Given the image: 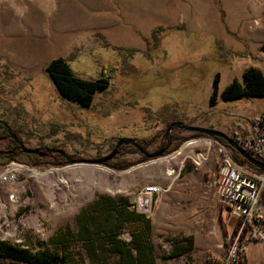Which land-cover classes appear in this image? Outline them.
I'll return each instance as SVG.
<instances>
[{
    "label": "rangeland",
    "instance_id": "rangeland-1",
    "mask_svg": "<svg viewBox=\"0 0 264 264\" xmlns=\"http://www.w3.org/2000/svg\"><path fill=\"white\" fill-rule=\"evenodd\" d=\"M12 1L13 7L10 8L12 11L18 9L19 14L27 15L32 4L41 6L46 14L37 8L38 13L45 16L42 23L22 22L19 32L15 28L13 32L11 30L14 37L18 34L32 36L36 45L32 40L27 46L14 41L9 48L11 60L0 57L1 69L8 70L7 81L0 77V102L8 104V119L18 128L23 126L26 146L49 145L64 150L66 155L77 160L63 165L31 162L45 171H31L20 180L22 205L18 206L15 222L20 227L24 225L25 237L32 242V252L42 249L56 256L57 234L66 229L76 230L75 216L83 205L102 194L132 197L152 181L162 182L167 169L172 164H179L182 160L179 156H185L190 147H184L170 162L167 156L180 150L188 140L199 137L183 141L177 150L153 162L143 160L138 151L126 153L123 157L132 163L125 168L89 164L82 159L109 154L123 136L151 138L158 134L147 147L152 152L163 143L166 121L172 119L216 128L236 138L253 130L249 118L259 116L264 110V96L238 101H224L221 96L231 79L235 75L241 78L243 71L251 65L264 71V53H252L253 58L240 60L236 52H243L226 47L212 34L190 29L187 25L189 20L196 18L220 16L242 21L240 29H244L246 16L253 17V20L264 17V0H235L233 7L228 6V0H211V6L203 5L207 0H172L171 8L175 15H179L178 20L182 15L184 21L162 31L161 39L155 45L152 35L144 38L142 30L135 24V21L148 18L149 0H62L66 3L60 7L56 4L58 0H30L32 4L29 0ZM247 1H253L252 5ZM164 2L158 0V9L162 12L165 11L161 6ZM179 4L184 6H177ZM122 32L125 36L140 38V45L133 48L115 45V36ZM4 48L8 50V46ZM55 57L71 58L73 69L84 77L110 76L109 86L96 93L89 108L63 99L46 69ZM4 62L10 67L3 66ZM217 71L221 72L219 94L212 104L210 95ZM0 110L3 112V107ZM13 115L19 119L13 121ZM239 121L243 125L238 124ZM193 134L184 129L177 131L181 137ZM165 139L167 142L169 138ZM4 142L2 145L7 144ZM170 142L173 145L176 141ZM20 156L29 160L26 155ZM153 211L154 208L149 213ZM40 224L45 226L43 236L37 232ZM229 224L223 253L206 251L194 254L193 264L255 263L249 258V244L246 251L237 252L236 262L228 257L227 245L234 220ZM160 232L154 240L157 253L162 256L170 246L163 231ZM79 246V241L71 238L67 250H63L64 257L58 259L57 264H92L81 259ZM160 261L162 264L187 262L185 257L164 261L160 257ZM0 264L10 263L0 257Z\"/></svg>",
    "mask_w": 264,
    "mask_h": 264
},
{
    "label": "trees",
    "instance_id": "trees-1",
    "mask_svg": "<svg viewBox=\"0 0 264 264\" xmlns=\"http://www.w3.org/2000/svg\"><path fill=\"white\" fill-rule=\"evenodd\" d=\"M170 29L172 27H156L152 31L154 45L159 43L162 36L161 32ZM260 51L264 53V44L261 46ZM236 55L240 60L253 58L250 51L244 53L236 52ZM70 59L66 57L54 58L47 64L46 69L50 72L54 84L63 99L74 101L81 107L89 108L96 93L107 89L111 77L107 75L97 78L84 77L73 69ZM2 65L10 67L7 62ZM7 75L8 70L4 71L0 67L1 79L7 81ZM220 80L221 72L217 71L213 79V91L210 95L212 104L215 103L219 94ZM221 96L224 101L263 97L264 71L256 65H251L243 71L241 79L235 77L222 90ZM1 107H3V112H0V165L3 162L16 159L45 165H63L68 162L65 159L66 157L64 158L58 153H52L48 158H43L24 152L20 147V144L25 143L22 134L26 132L23 131V126L21 125L19 126L21 128H18V125H14L11 122L12 120L8 119V104L0 102ZM13 118V121L19 119L17 115H13ZM174 121L177 120L166 121L167 128ZM8 127H10V131ZM51 130L54 129L51 128ZM177 131L179 132L181 129ZM177 131H171L167 142L165 137L163 138L164 144H168L171 140L176 141L175 144L169 146L164 155L177 150L183 141L190 138L210 137L199 132H194L190 137H181L177 135ZM11 135L17 136V139H12ZM157 136L158 134L151 138H135L138 139L140 145L147 149L157 139ZM8 138L12 142H16V148L8 146ZM4 141H7V144ZM2 142L5 145H2ZM161 145H157L152 152L157 151ZM137 151V148L132 144L122 145L119 154L106 164L117 168L128 167L132 162L125 159L123 155ZM231 154L237 161L251 164L235 149L231 150ZM250 154L258 158L251 151ZM20 155H26L29 160H23ZM143 157V160H148L144 155ZM131 205L132 202L128 195H98L95 199L83 205L76 213V230L66 229L64 232L57 234L55 238L57 246L56 256L42 249L32 252L30 248H24L0 239V257L8 260L10 264H57L58 259L64 257L62 255L63 250H67L72 238L77 239L80 243L78 253L81 259L88 260L92 264H162L160 257L162 261L185 257L186 264H193L190 255L194 248L193 237L185 235L166 237V240L171 241L172 246L170 250L163 251L162 256H159L153 237L151 218L145 212L132 208Z\"/></svg>",
    "mask_w": 264,
    "mask_h": 264
},
{
    "label": "crops",
    "instance_id": "crops-1",
    "mask_svg": "<svg viewBox=\"0 0 264 264\" xmlns=\"http://www.w3.org/2000/svg\"><path fill=\"white\" fill-rule=\"evenodd\" d=\"M171 1L165 0L161 5L165 8V11L163 10L162 12V9H158V0H149L148 18L135 21L136 27L142 30L144 38H150L152 31L158 26L171 27L177 22L184 21L182 15L180 20H178L179 15H175L174 9L170 5ZM247 2L252 5L253 1ZM62 3H66V1L58 0L56 2L58 7ZM228 3L229 7L236 5L235 0H228ZM211 4V0L203 3L206 6H211ZM180 5L177 6H184ZM199 5L202 4L199 3ZM57 6L55 7L58 8ZM69 6L71 7V3ZM0 7V57L11 60L9 48L14 41L21 46H27L29 44L28 41L31 40V42H36V39L32 36H20L18 34V37H14L12 34L13 29L15 28L18 31L20 27L22 28V22L32 25L42 23L45 16L39 14L37 8H41L45 14L46 11L41 6L32 4V10L27 15L19 14L18 9L13 10V12L10 8L13 7V1L11 2V0H1ZM246 11L248 12V9ZM57 15L58 13L56 12V17ZM252 18L247 16L244 18L246 20L244 29H240V22L242 21L232 18L223 19L220 16L206 17V19L196 18L192 21L189 20L187 25L190 29L202 30L205 33L212 34L216 40H220L226 47L233 50L243 53L246 51L258 53L261 52V46L264 44V17L258 18V20L257 18L256 20ZM125 28L128 29L127 25ZM34 42L33 45L35 44ZM115 42L114 44L118 47L127 46V48H133L136 44L140 45V38L135 35L125 36L122 32L115 36ZM51 44L53 45V43ZM3 45L8 46L7 51ZM235 77L239 78L236 75ZM233 79H231L230 83ZM188 147H190L189 150L191 151H195L196 148L204 152L205 157L201 162L195 163L194 160L188 159L186 166L178 170L177 174L168 175L166 172L162 182L152 181L151 183L162 184L165 190L159 196L148 200L142 207L136 204V200L137 196L143 193L145 186H143L138 195L135 194L129 197L132 202V208L145 212L151 218L153 237L157 235V232L161 233L160 231H163L162 233L166 237L181 235L193 237L194 248L190 254L193 263L194 254H203L206 251H214L218 254L223 253L224 240L230 224L226 217V212L219 205L216 189L213 187L207 189L205 186L206 178L215 170L219 160L217 145L210 143L205 137H199L197 141ZM181 155L179 158L183 159L184 154ZM172 165L177 166L178 164ZM138 199L141 201L140 197ZM152 208H154V211L149 213ZM162 222H164L163 227L161 226ZM166 241L170 246L167 250H170L171 241ZM248 252L251 261L254 260L256 264L263 262L264 241L258 238L252 239L249 243Z\"/></svg>",
    "mask_w": 264,
    "mask_h": 264
},
{
    "label": "built area",
    "instance_id": "built-area-1",
    "mask_svg": "<svg viewBox=\"0 0 264 264\" xmlns=\"http://www.w3.org/2000/svg\"><path fill=\"white\" fill-rule=\"evenodd\" d=\"M249 119L253 122L254 129L234 139L249 153L250 151L255 153L258 159L264 162V110L259 116ZM238 124L243 125L241 121ZM205 139L216 144L219 153L216 168L208 175L205 186L207 189L212 187L216 189L219 205L226 212L228 221L234 220L227 252L228 257H232L236 262L237 252L246 251L252 239L258 238L264 241V171L252 164L237 161L226 144L211 137ZM195 141L197 139L188 140L180 149L181 152L184 147ZM204 157V152L200 149L188 150L178 166L167 169V174H177L178 170L186 166L188 159L199 163ZM157 160L153 159L150 162ZM31 171L41 173L45 170L38 164H31V161L18 159L0 165V239L24 248H31L32 242L25 237L24 225L20 227L15 221L18 206L22 205L20 180ZM164 190L165 187L160 183L146 185L143 193L137 196L141 201L137 198L136 204L142 207L148 200L162 194ZM37 232L43 236L45 226L40 224Z\"/></svg>",
    "mask_w": 264,
    "mask_h": 264
},
{
    "label": "water",
    "instance_id": "water-1",
    "mask_svg": "<svg viewBox=\"0 0 264 264\" xmlns=\"http://www.w3.org/2000/svg\"><path fill=\"white\" fill-rule=\"evenodd\" d=\"M54 81V80H53ZM177 127L179 129H184L188 130L191 132H199L206 134L210 136L211 138L218 140L219 142H222L226 144L231 150L235 149L238 151L248 162H250L252 165L256 166L257 168L261 169L264 171V162L261 161L260 159L256 158L252 154H250L244 147H242L233 137H231L229 134L226 132L216 129V128H211V127H206V126H195V125H190L184 123V121L177 120L174 121L170 124V126L167 128L166 137H169V133L171 130ZM8 130L10 131V127H8ZM132 144L134 145L138 152L143 154L145 157L148 158V160H153V159H158L159 157L163 156L165 151L169 148L171 145V142H169L167 145H161L160 148L157 151L150 152L147 149H145L142 145L139 144L138 139L135 137H128V136H123L120 137L117 142L115 148L107 155L102 156V157H97V158H89V159H82V161L87 162L89 164H95V165H105L109 160L113 159L117 154L120 152V146L121 145H128ZM21 148L24 152L32 154V153H38L40 154V149L39 148H32V147H27L24 144L21 145ZM54 151L60 152L62 155L66 156L67 161L69 163H75L77 162L76 159L66 155V152L62 149H53Z\"/></svg>",
    "mask_w": 264,
    "mask_h": 264
},
{
    "label": "flooded vegetation",
    "instance_id": "flooded-vegetation-1",
    "mask_svg": "<svg viewBox=\"0 0 264 264\" xmlns=\"http://www.w3.org/2000/svg\"><path fill=\"white\" fill-rule=\"evenodd\" d=\"M173 130V129H172ZM11 138L12 139H14V140H16L17 139V136H15V135H11ZM165 138H166V136H165ZM169 138V137H168ZM8 141H9V144H8V146L10 147V148H16L17 147V145L14 143V142H12L11 141V139L10 138H8ZM18 143V142H17ZM25 145V144H24ZM116 146V145H115ZM20 147H21V144H20ZM121 147H122V145L120 146V150H121ZM32 148H39L40 149V154H38V153H32V154H34V155H37V156H40V157H43V158H48L49 157V155L50 154H52V153H55V152H57V151H54L53 149H56V148H54V147H51V146H49V145H47V146H38V147H32ZM115 148V147H114ZM113 148V149H114ZM9 152H12V151H9ZM143 155V154H142Z\"/></svg>",
    "mask_w": 264,
    "mask_h": 264
},
{
    "label": "bare ground",
    "instance_id": "bare-ground-1",
    "mask_svg": "<svg viewBox=\"0 0 264 264\" xmlns=\"http://www.w3.org/2000/svg\"><path fill=\"white\" fill-rule=\"evenodd\" d=\"M185 146H186V145H185ZM180 153H181V150H180L178 153H175V154L171 155V156L167 159V161L170 162L171 160L175 159V158L177 157V155L180 154ZM52 170L55 171V169H52ZM51 172H52V171H51ZM35 173H37V172H35Z\"/></svg>",
    "mask_w": 264,
    "mask_h": 264
}]
</instances>
